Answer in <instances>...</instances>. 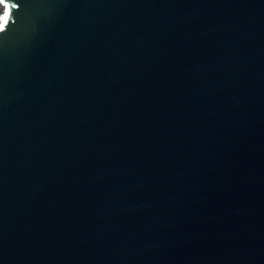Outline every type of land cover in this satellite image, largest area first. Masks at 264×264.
Masks as SVG:
<instances>
[{
    "label": "water",
    "instance_id": "obj_1",
    "mask_svg": "<svg viewBox=\"0 0 264 264\" xmlns=\"http://www.w3.org/2000/svg\"><path fill=\"white\" fill-rule=\"evenodd\" d=\"M0 24V264H264V0Z\"/></svg>",
    "mask_w": 264,
    "mask_h": 264
},
{
    "label": "snow or ice",
    "instance_id": "obj_2",
    "mask_svg": "<svg viewBox=\"0 0 264 264\" xmlns=\"http://www.w3.org/2000/svg\"><path fill=\"white\" fill-rule=\"evenodd\" d=\"M4 0H0V3H3ZM8 19H9V14L7 11H5L4 15H3V21H4V24H6L8 22ZM4 24H0V31L3 30L4 28Z\"/></svg>",
    "mask_w": 264,
    "mask_h": 264
}]
</instances>
